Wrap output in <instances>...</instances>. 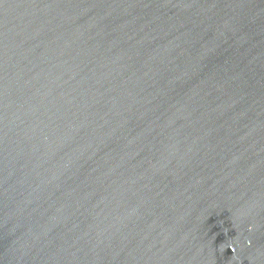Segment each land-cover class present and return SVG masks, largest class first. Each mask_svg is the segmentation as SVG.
I'll use <instances>...</instances> for the list:
<instances>
[{
	"label": "water",
	"instance_id": "obj_1",
	"mask_svg": "<svg viewBox=\"0 0 264 264\" xmlns=\"http://www.w3.org/2000/svg\"><path fill=\"white\" fill-rule=\"evenodd\" d=\"M0 264H264V0H0Z\"/></svg>",
	"mask_w": 264,
	"mask_h": 264
}]
</instances>
